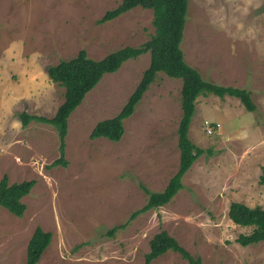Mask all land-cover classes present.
<instances>
[{
  "label": "rangeland",
  "instance_id": "374dc122",
  "mask_svg": "<svg viewBox=\"0 0 264 264\" xmlns=\"http://www.w3.org/2000/svg\"><path fill=\"white\" fill-rule=\"evenodd\" d=\"M121 0H0V178L34 180L18 217L0 206V264H23L36 226L51 241L36 264H144L149 241L165 229L201 264H264V241L235 239L251 230L233 223L230 202L264 209V0H189L184 60L203 79L246 89L256 105L247 111L236 97L197 98L189 138L210 149L182 177L183 187L157 209L140 213L147 194L161 191L179 163L177 127L182 115L181 80L158 72L124 119L114 142L91 138L94 125L116 115L138 84L149 52L124 61L86 93L68 117L66 166L58 136L47 123L19 113L52 117L64 88L47 68L85 49L101 59L124 46H140L153 33L152 10L134 7L99 23ZM220 123L211 134L203 121ZM150 264H188L168 251Z\"/></svg>",
  "mask_w": 264,
  "mask_h": 264
},
{
  "label": "trees",
  "instance_id": "16d2710c",
  "mask_svg": "<svg viewBox=\"0 0 264 264\" xmlns=\"http://www.w3.org/2000/svg\"><path fill=\"white\" fill-rule=\"evenodd\" d=\"M188 1L121 0L116 7L107 10L98 22L103 23L112 20L134 7L151 9L154 31L149 39L137 47H121L101 59L90 58L85 49H80L71 59L60 60L57 64L49 66L47 74L50 80L64 88L62 103L57 107L52 117L33 115L27 112H21L18 115L23 127L34 120L50 124L55 128L59 142V156L51 163V166H66L65 137L68 117L104 74L117 71L121 64L130 58H135L146 52L150 54L147 68L143 71L138 84L120 111L111 118L98 121L90 132V137L93 139L104 137L114 142L121 139L124 133V119L133 113L136 104L155 80L158 72L181 80L182 115L177 127V146L179 148L177 170L168 179L166 186L161 191H151L141 185L147 194L146 203L134 210L125 223L108 229L107 234L109 236H112L118 228L126 226L131 219L140 213L157 209L170 202L183 187L182 177L196 158L205 152L210 153V149L197 146L188 134L189 125L195 112L196 100L199 96L214 94L222 98L228 95L238 98L247 111L253 112L256 109L248 90L207 81L202 78L197 69L184 60L180 43L183 38ZM34 183L35 181L32 179L10 183L7 175L4 174L0 178V206L18 217L22 216L26 209L22 198L30 192ZM259 183L264 184V167L261 169ZM227 214L236 225L251 228L249 232L238 234L235 241L239 245L248 246L264 241L263 208L260 206L249 207L242 202L232 201L229 204ZM51 236L50 232L36 226L27 243L23 264H36L49 245ZM168 251L178 253L188 264H201L200 257L192 255L163 228L159 229L150 239L149 250L144 255V264H150L154 259Z\"/></svg>",
  "mask_w": 264,
  "mask_h": 264
},
{
  "label": "built area",
  "instance_id": "2783aa9c",
  "mask_svg": "<svg viewBox=\"0 0 264 264\" xmlns=\"http://www.w3.org/2000/svg\"><path fill=\"white\" fill-rule=\"evenodd\" d=\"M203 124H204V127L207 130V132L210 133V134L220 127V123L213 122V121H210V120H207V119H205L203 121Z\"/></svg>",
  "mask_w": 264,
  "mask_h": 264
}]
</instances>
